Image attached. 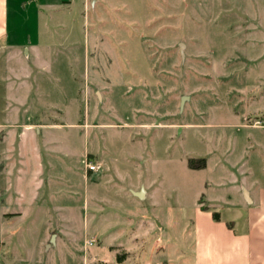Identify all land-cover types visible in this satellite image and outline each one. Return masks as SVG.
Returning a JSON list of instances; mask_svg holds the SVG:
<instances>
[{"label": "rangeland", "instance_id": "rangeland-1", "mask_svg": "<svg viewBox=\"0 0 264 264\" xmlns=\"http://www.w3.org/2000/svg\"><path fill=\"white\" fill-rule=\"evenodd\" d=\"M97 1L52 24V47L0 56V257L192 264L199 199H241L264 168V34L246 43L235 0Z\"/></svg>", "mask_w": 264, "mask_h": 264}, {"label": "crops", "instance_id": "crops-1", "mask_svg": "<svg viewBox=\"0 0 264 264\" xmlns=\"http://www.w3.org/2000/svg\"><path fill=\"white\" fill-rule=\"evenodd\" d=\"M97 2V0H92L93 5ZM235 2L241 4L239 8L242 13L243 11L247 13L241 16L246 20L245 26L240 27L242 33L248 35L246 43L259 47L262 39L257 36L264 34V0H235ZM247 2L260 5L259 12L250 13ZM84 4L86 0H0V56L7 54L14 56L15 51L23 48L27 54L26 57H30V47L34 52L41 48L52 47L53 41H46L43 36L52 33V24L58 26L53 30H60L62 15L66 14L67 18L74 19L75 11L81 6L85 8ZM257 58L261 60V54ZM9 62L8 59L6 63ZM2 68L1 64L0 87L5 83ZM6 71L13 75V70L7 69ZM256 81L264 86L263 68L258 71ZM259 122L256 121L252 126L264 128ZM86 175L87 172L84 173V176ZM134 193L141 195V198L146 195L145 189ZM214 202L208 204L202 196L190 216L193 233L190 235L187 252L190 262L192 264H264V168L250 186L244 187L241 199L235 200L234 197L228 196L224 199V203L216 204L219 202L217 200ZM95 213H93V220L97 223L98 217L96 218ZM214 213L219 214V221L214 219ZM104 234L105 231L97 225V238L102 239ZM126 237L125 243L132 245L129 250H126L127 257L130 258L136 252L132 248H136V243L142 242L144 237L137 238L133 234ZM0 241L2 242V238ZM158 244L156 241L155 248L153 246L151 249L155 251ZM142 247L141 243L139 250H142ZM163 258L161 264L166 260L174 264L170 258L165 256ZM9 262L6 263L0 257V264H14L13 261ZM147 262V264H152V261Z\"/></svg>", "mask_w": 264, "mask_h": 264}, {"label": "trees", "instance_id": "trees-1", "mask_svg": "<svg viewBox=\"0 0 264 264\" xmlns=\"http://www.w3.org/2000/svg\"><path fill=\"white\" fill-rule=\"evenodd\" d=\"M188 167L192 170L204 169L206 167V159H204V158H199V159L192 158V159L188 160ZM213 216H214L215 220L219 221L220 216L218 213H214Z\"/></svg>", "mask_w": 264, "mask_h": 264}, {"label": "built area", "instance_id": "built-area-1", "mask_svg": "<svg viewBox=\"0 0 264 264\" xmlns=\"http://www.w3.org/2000/svg\"><path fill=\"white\" fill-rule=\"evenodd\" d=\"M85 166H86V172L97 173L101 169L100 164H98L97 162H93V161L86 162Z\"/></svg>", "mask_w": 264, "mask_h": 264}, {"label": "water", "instance_id": "water-1", "mask_svg": "<svg viewBox=\"0 0 264 264\" xmlns=\"http://www.w3.org/2000/svg\"><path fill=\"white\" fill-rule=\"evenodd\" d=\"M141 196V195H140Z\"/></svg>", "mask_w": 264, "mask_h": 264}]
</instances>
